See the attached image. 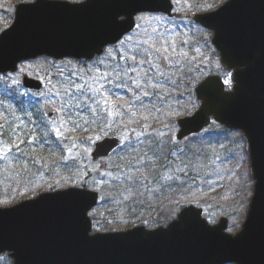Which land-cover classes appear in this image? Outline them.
I'll use <instances>...</instances> for the list:
<instances>
[{"label": "water", "instance_id": "1", "mask_svg": "<svg viewBox=\"0 0 264 264\" xmlns=\"http://www.w3.org/2000/svg\"><path fill=\"white\" fill-rule=\"evenodd\" d=\"M164 3L21 2L12 24L0 33V73L15 72L20 62L43 55L93 59L135 27L134 8ZM166 7L156 12L172 16V0H166ZM195 20L213 30L212 42L222 63L233 70L234 86L228 91L220 76L205 78L196 88L201 105L178 120V138L200 133L212 119L243 131L255 183L242 229L229 233V219L222 216L208 230L202 225L207 219L203 208L190 204L167 226L91 234L88 213L97 206L99 193L70 187L0 207V253L10 252L15 264H264V0H228ZM23 84L43 87L31 77H24ZM120 144L119 138L106 137L96 143L93 157H106Z\"/></svg>", "mask_w": 264, "mask_h": 264}, {"label": "rangeland", "instance_id": "2", "mask_svg": "<svg viewBox=\"0 0 264 264\" xmlns=\"http://www.w3.org/2000/svg\"><path fill=\"white\" fill-rule=\"evenodd\" d=\"M33 1L35 0H18L17 3ZM67 1L77 2L83 0ZM172 1L175 5L173 17H168L161 13H150L152 17H160L163 23L152 19L150 23L145 24L137 18L140 14L137 15L136 22L141 24V29L147 28L148 31L151 32V29L155 27L160 33H163L166 38L176 39L177 44L175 50L176 53L180 55L174 56L173 59L181 60V64L176 66V68H179V71H176L175 68L171 69L173 72L171 80L160 92L164 96V100L167 99L164 101V105L167 108L170 106L174 107L175 103L178 102V100L174 99L175 95L185 94L187 97H184L185 99L180 101L184 105L181 109L185 110L186 114H189L196 110L198 106L197 103L193 101L191 93L205 77L211 74H218L224 81H228V83H226L228 87L232 85V70L227 69L222 64L220 54L212 44L213 31L205 28L193 19L196 13H207L216 10L227 0ZM9 12V7L6 4L0 5V24L5 23L9 26L12 23L13 19L8 18L9 16L7 13ZM133 31L129 34H132ZM114 46L108 47L100 58L88 65H92L99 59H105L107 50ZM193 57H195V59H192ZM159 63L162 64L161 60ZM73 65L76 66L75 69H73ZM81 68H84L82 63L72 58L57 60L48 56H41L21 62L16 72L0 74V85L8 84L9 87L16 90L20 88L19 94L27 97L29 101L31 100L32 103L29 104V108H33L36 100H44V97L35 94L48 92L52 84H56L58 80L68 77L71 70H79ZM60 70L64 71V77L58 75ZM25 76L41 80L44 83V88L39 92L25 89L22 84ZM13 80H17L19 83L13 84ZM49 81H51V84ZM25 93L27 95H25ZM0 104H3L2 101H0ZM178 108V105H175L174 109L178 110ZM159 121H164V119L155 120V123L158 124L155 130L159 133H163L164 135L162 137L166 139L176 136L179 129L176 122L169 121V123H159ZM212 128L219 130L221 126L213 122L212 126L205 132H208ZM28 129H31V127H28ZM112 130H115L120 138L125 134V131H127L119 129L117 125H114L112 129L105 130L102 133H96L91 140L81 141L74 139L71 131L68 132L67 135L69 140L66 141V143H68V146H72V144L76 145L73 152L71 154L68 153L67 156L71 160H75L73 164L76 167L74 168L73 166L69 169L56 167L53 171H50L48 165L42 169L43 171L35 173L30 171L28 165L25 163L26 161L22 162L21 157H19L17 153L14 155L10 153L9 160L0 159V200L16 204L21 200L35 197L42 192L53 191L55 187L59 189L82 187L85 182L88 183V188L100 192L101 201L103 202L105 195L103 196L100 190L105 179H113L116 175H114V173L107 175L109 172L104 168V164H108L111 160L110 157L93 160L91 155L95 142L109 136ZM240 133L241 132L238 134L233 133L228 137L230 138L229 142L234 143L227 152L223 151V149L218 146L213 147V150L218 154V161L222 164L220 167L217 166L211 169L214 177L212 180H207V182H205L204 188L210 190V192H208L210 194V202L208 205L206 204V206H203L199 201L187 202L195 196L194 193L191 192L192 187L185 191L184 187L177 186L179 183L167 182L164 187L158 186L154 189H150L151 192L156 191L158 193L159 196L157 197L162 199L163 203H167L161 206V214L159 215L157 214L158 211H154V216L162 218L167 216L169 218V221L165 224L167 225L177 217L183 206L192 203L204 207L208 211L209 217L207 216V218L212 221L211 224L217 223L221 216H226L229 218V227L227 231L229 232V229H231V232H229L231 234H236L240 231L247 216L254 184V181L252 182L250 179L251 168L249 163V152L247 158L244 153L248 150V144L245 138L242 140V138L239 137ZM81 135V137H84L85 133ZM97 136H99V139H97ZM229 142L227 141L225 144L227 145ZM199 143L201 144L200 141ZM180 146L184 148V150L187 148H192L195 151L198 150L193 138L182 141ZM182 155L183 154H181V156ZM17 157H19V159H17ZM173 157H175L174 165L176 167L178 166L179 168L184 166L181 164V161L186 164L185 159L180 157L179 152L176 151ZM188 168L186 169L187 174L189 172ZM47 169L49 170L48 172ZM181 178L183 179V174ZM56 181H59V184H57ZM194 184L196 183L193 182L192 185ZM138 189H145V187L141 186ZM140 196H143V199H145L147 195L141 192ZM135 197L137 198V196L127 193L126 196L116 201L114 203V210H116L115 214L111 216L107 222L100 219L101 216L98 217V219H93V232L125 231L140 224L151 229L157 227L158 225L150 226L148 217L136 221L131 219V216L127 213V207L131 203L130 200ZM150 197H148V199H151ZM143 204H146L145 201ZM0 206L4 205L0 204ZM163 209H167L168 211L166 212ZM101 211L100 207L93 209L90 212L93 213V215H90L91 218H95ZM0 264H14V261L9 253H4L0 255Z\"/></svg>", "mask_w": 264, "mask_h": 264}, {"label": "snow or ice", "instance_id": "3", "mask_svg": "<svg viewBox=\"0 0 264 264\" xmlns=\"http://www.w3.org/2000/svg\"><path fill=\"white\" fill-rule=\"evenodd\" d=\"M160 9L169 10L166 7V0L160 6L142 5L134 8V11L140 14L137 18L145 24L150 23L152 19L163 23L160 17L150 16V13ZM116 23L124 22L116 21ZM176 44V39L166 38L157 28L153 27L149 32L147 28L141 29L140 23H136L132 34L118 39L117 44L107 50L105 59H99L79 70H71L68 77L52 84L48 92L35 94L44 97V100H36L33 110L25 113L33 129H28L23 119L14 126L5 120V123H8V131L5 130L4 124H0V159L9 160L10 153L13 155L19 153L20 157L33 155L31 152H26L21 145L34 144L37 140L47 144L49 148L55 147L71 154L76 145L68 146L66 143L69 140L68 132L82 128L84 124L95 125L97 128L103 125L100 128L102 132L117 125L120 129L127 130L121 137L125 150L137 157L132 170L122 173L123 179L130 184L140 183L141 186L147 187L148 172L145 170L155 169L159 161L162 158L167 161V157L163 152L162 140L149 131L150 125L147 122L151 118V113L160 109L155 103L149 107L144 101L146 98L155 97L161 105L164 103V96L161 95L160 90L164 89L171 80L173 75L171 69L175 68L179 71L176 66L181 64L180 59H173L174 56L180 55L176 53ZM160 60L165 61L166 64L162 65L159 63ZM75 67L73 65V69ZM58 75L64 77V71L60 70ZM12 83L18 84L19 81L13 80ZM49 83L51 84V81ZM122 90L130 93L131 98L125 100L120 95ZM29 103L32 101L30 100ZM50 112L55 115H50ZM33 116H36L35 120L31 119ZM2 118H4L3 114H0V119ZM141 121H143L141 131L137 132L135 128H129L131 124ZM6 135L7 142L4 141ZM159 135L162 137L164 134ZM53 136L56 139H53ZM85 139L91 140V137ZM149 152L152 153L151 156L148 155ZM68 158L64 157V159ZM33 163H40L39 158L34 159ZM171 163L168 161L153 179L161 187L167 182L179 181L177 186L184 187L187 191L192 187L196 177L187 175L186 169L189 165L184 164L183 161L181 164L184 166L177 168L175 172L169 167ZM193 171L198 172L199 166H193ZM177 173L183 174V179ZM113 179L120 181L121 176ZM56 183L59 184V181ZM133 194L129 190V195ZM3 203L6 201H0V204ZM211 223L212 221L207 219L202 221L203 227L213 231L214 229L209 227ZM89 236L95 237V235ZM229 264H233V260Z\"/></svg>", "mask_w": 264, "mask_h": 264}, {"label": "trees", "instance_id": "4", "mask_svg": "<svg viewBox=\"0 0 264 264\" xmlns=\"http://www.w3.org/2000/svg\"><path fill=\"white\" fill-rule=\"evenodd\" d=\"M17 1L18 0H0V5L6 4L9 7L10 12L7 14L9 16L8 18L10 19H13V10ZM7 25L8 24L5 23L0 24V31H2ZM91 62V60H82L80 63H82L85 68ZM122 92H124V90ZM130 98L131 96L129 97V99ZM0 101H2L3 103L0 104V114H3V117H5L0 119V124H4L6 131H8V123H5V120L14 126V124L19 123L20 119H23L27 124V127H31V129H33V125L31 123H28L29 117L25 115L26 112L33 110V108H29V101L27 97L21 96L18 90L9 87L8 84H1ZM144 102L148 104L149 107H151L152 103H155L156 107L160 109L159 111H153L151 113V118L147 122L150 125L149 131L153 132L154 135L162 140L163 152L167 157V161L163 160L162 158L155 169H146L145 171L148 172V181L146 182L147 187H145V189H138L139 187H141L140 183L130 184L124 181L122 176V173H126L132 170L137 157H135L134 155H130L125 150L124 146L120 148L115 154L110 156L111 160L108 164H104V168L109 173H114V175L116 176H121V180L116 181L114 179H105V182L100 190L101 193H103V196L105 195L103 199L104 201H101L98 205V207H100L102 211L93 219H98V217L101 216L100 219L104 220V222H107V220L115 214L116 210H114V203L123 198V196H126L127 193L129 194V192L126 191L131 190V192L134 193L133 195L137 196V198L135 197L130 200L131 203L127 207V213L131 216V219L136 221L148 217L150 226L165 225L169 221V218L167 216H164L163 218L154 216L155 213L153 212L158 211L157 214L160 215L161 206L166 205L167 203H163L162 199L157 197L159 196L158 193L156 191L151 192L150 189H154L155 187L160 186L156 183L153 177H155L157 172L162 170L163 166L167 164L168 161L172 162L169 167H171L173 172H175V170L178 168V166L176 167L174 165L175 157H173L174 155H172V153H175L176 151L180 153V157L182 159H185L186 164L189 163V172L187 175L196 177V180L194 181L196 184L192 185L191 188V192H193L195 196L194 198H191V200L189 199V201L187 202L199 201V203L203 206H206V204L208 205L210 202V194L208 193L210 192V190L204 188L205 181L212 180L214 174L212 173L211 169L216 168L217 166L220 167V165L222 164L218 161V154L215 150H213V147L218 146L219 148H222L223 151L227 152L229 149H231V146L234 143H230V138L228 137L233 133L238 134L239 132L230 130L227 127H221L219 130H215L214 128H212L208 132H203L192 137L195 140L196 147H198L197 151L192 148H187L186 150H184V148L180 146L182 142L177 140L176 137H168L165 139V137H161L159 135L160 133L155 130V127H158V124L155 123V120L164 119V121H159V123H169V121L176 122L179 117L187 115L186 111L182 110L181 108H178V110H176L177 108L174 109V107L171 106L167 108L164 103L161 105V103L155 97L146 98ZM31 119L35 120L36 116H33ZM142 123L143 121H141L140 123L131 124L129 128H135L137 132L141 131ZM102 127L103 125L100 126V128ZM100 128H97L95 125L89 126L87 124H84L82 128H76L71 132L74 139L81 141L87 140L85 139L86 137L93 138L96 133H102ZM114 131L115 130H112L110 134L116 135L117 132ZM82 133H85L84 137H81ZM25 135H27V132H25ZM239 137L244 140V136L242 133H240ZM52 138L56 139L55 136H53ZM4 141H8L7 135L4 137ZM199 141L201 142V144L199 143ZM227 141L229 142V144L226 145L225 143ZM21 147L24 148L26 152L33 153V155L31 156L21 157V161H26L25 163L28 165L30 171H33L35 173L43 171L42 169L48 165L50 171H53V169L56 167H60L61 169H69L72 168V166L73 168L76 167L73 164L75 160H71L70 158L64 159V157L68 156V152L66 150H60L55 147L49 148V146L47 144H44L42 141L37 140V142L34 144L25 143L24 145H21ZM182 153L184 157L183 155L181 156ZM244 153L245 157L247 158L248 150H246V152ZM17 155L20 157L19 153H17ZM148 155L151 156L152 153L149 152ZM36 158H39L40 163H33V160ZM197 165L199 166V171H193V166ZM49 170L47 169V172ZM177 175L182 176V174L180 173H177ZM250 177L251 181L253 182L252 175H250ZM174 183H179V181H176ZM83 186L88 187V183L84 182ZM53 189L59 188L55 187ZM141 192H144V194L147 195L145 199H143V196H140ZM148 197H150L151 199H148ZM144 201L146 204H143ZM7 202L3 203V205L7 206L13 204L12 202ZM163 210L166 212L168 211L167 209ZM204 214L209 217V213L205 208Z\"/></svg>", "mask_w": 264, "mask_h": 264}, {"label": "flooded vegetation", "instance_id": "5", "mask_svg": "<svg viewBox=\"0 0 264 264\" xmlns=\"http://www.w3.org/2000/svg\"><path fill=\"white\" fill-rule=\"evenodd\" d=\"M192 94V99H193V101H195V103H197V105L199 106L200 105V101L198 100V98H197V96H196V94H195V92H192L191 93ZM175 97V98H174ZM173 98L174 99H176V100H178V102H176L175 103V105H178V107L179 108H182L184 105H183V103L182 102H180V101H183L185 98L184 97H187L185 94H181V95H175ZM127 99H128V97H127ZM165 100H167V99H165ZM180 102V103H179ZM175 105H174V107H175ZM197 106V107H198Z\"/></svg>", "mask_w": 264, "mask_h": 264}]
</instances>
